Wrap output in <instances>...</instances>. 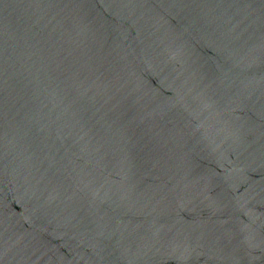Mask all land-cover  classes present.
<instances>
[{"label": "water", "instance_id": "95a60500", "mask_svg": "<svg viewBox=\"0 0 264 264\" xmlns=\"http://www.w3.org/2000/svg\"><path fill=\"white\" fill-rule=\"evenodd\" d=\"M0 264H264V0H0Z\"/></svg>", "mask_w": 264, "mask_h": 264}]
</instances>
